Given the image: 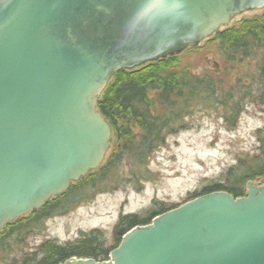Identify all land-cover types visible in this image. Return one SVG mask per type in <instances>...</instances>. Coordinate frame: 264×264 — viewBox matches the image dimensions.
Here are the masks:
<instances>
[{
	"label": "water",
	"instance_id": "95a60500",
	"mask_svg": "<svg viewBox=\"0 0 264 264\" xmlns=\"http://www.w3.org/2000/svg\"><path fill=\"white\" fill-rule=\"evenodd\" d=\"M264 0H0V232L104 163L118 71L194 48ZM264 264V185L213 192L121 237L109 261Z\"/></svg>",
	"mask_w": 264,
	"mask_h": 264
},
{
	"label": "trees",
	"instance_id": "16d2710c",
	"mask_svg": "<svg viewBox=\"0 0 264 264\" xmlns=\"http://www.w3.org/2000/svg\"><path fill=\"white\" fill-rule=\"evenodd\" d=\"M211 39L218 43L220 55L226 63H242L259 52L258 74L264 80V13L243 20L237 27L218 31ZM172 62L175 58L169 57L132 71H118L112 77L97 101L96 109L111 128L110 142L115 149L97 171L71 185L64 194L46 202L26 217L6 224L0 232V264H63L71 258L106 261L125 233L147 225L154 217L174 209H155L153 203L143 218L134 214L120 215L113 228L116 239L113 248H104L102 234L91 230L79 232L71 242L58 244L46 241L28 256H15L14 248L38 230L41 221L64 214L78 203L90 200L87 190L95 195L110 192L113 186L118 187L121 179L117 177V171L124 158L133 168L131 183L139 185L147 180L143 174L151 154L164 144L169 135L188 127L185 119L195 109L226 108L228 104L222 95L223 90L211 79L194 77L183 69L173 70L168 67ZM263 97L261 94L259 103L264 107ZM239 105V102L233 104L229 111L230 120H224L230 127L234 126L241 112ZM256 178L264 180L262 149L258 156L239 161L235 168L226 172L223 178L226 187L211 186L200 195L194 194L190 200L221 191L240 198L244 195L246 182Z\"/></svg>",
	"mask_w": 264,
	"mask_h": 264
},
{
	"label": "rangeland",
	"instance_id": "374dc122",
	"mask_svg": "<svg viewBox=\"0 0 264 264\" xmlns=\"http://www.w3.org/2000/svg\"><path fill=\"white\" fill-rule=\"evenodd\" d=\"M263 13L264 9L245 12L219 31L237 27L243 20ZM172 58L175 62L168 64L169 68L186 70L194 77H207L221 88L228 104L226 108L195 109L185 119L188 127L169 135L151 154L143 174L147 180L139 185L131 183L133 168L124 158L117 171L121 179L118 187L95 195L87 190L90 200L41 221L40 228L14 248L16 257L30 255L46 241L64 244L76 239L79 232L91 230L102 234L104 248H113L116 246L113 228L120 215L143 218L153 203L155 209L168 210L211 186L226 187L223 178L229 169L235 168L239 161L258 156L261 149L264 151V107L259 103L260 95L264 96V80L258 74L261 54L258 52L242 63H226L218 43L210 37ZM237 102L241 112L230 127L224 120H230L229 111ZM114 149L110 142L105 159ZM250 182L258 187L264 185L263 179Z\"/></svg>",
	"mask_w": 264,
	"mask_h": 264
}]
</instances>
